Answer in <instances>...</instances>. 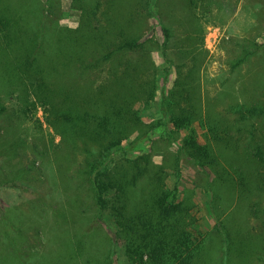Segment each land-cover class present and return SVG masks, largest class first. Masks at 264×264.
I'll list each match as a JSON object with an SVG mask.
<instances>
[{"label":"rangeland","instance_id":"rangeland-1","mask_svg":"<svg viewBox=\"0 0 264 264\" xmlns=\"http://www.w3.org/2000/svg\"><path fill=\"white\" fill-rule=\"evenodd\" d=\"M12 1L26 31L28 18L46 23L48 30L76 28L81 21L71 0ZM181 1L155 0L156 13L175 35L167 50L174 65L165 74L168 64L160 50H153L155 96L138 105L145 125L115 157L149 154L157 165L152 176L140 179L133 205L157 191L153 170L163 167L166 187L177 185L180 199L191 206L205 264H264V167L255 156L257 146L264 145V117L239 120L237 113L239 106L264 105V0H219L196 11ZM144 33L163 41L156 18H148ZM187 42L196 47L193 76L203 113L179 128L171 120L177 109L165 107L164 100L173 98L177 79L194 63L188 57L180 66L175 46L187 53ZM17 50L0 49V264H129L112 216L99 212L91 183L79 171L82 154L47 123L48 113L40 103L34 105L32 91L6 81ZM211 126L228 128L237 149L216 142ZM191 130L200 144L211 145L219 165L199 164L182 148ZM218 172L235 181L246 176L247 188L235 191L229 180L222 184Z\"/></svg>","mask_w":264,"mask_h":264},{"label":"trees","instance_id":"trees-1","mask_svg":"<svg viewBox=\"0 0 264 264\" xmlns=\"http://www.w3.org/2000/svg\"><path fill=\"white\" fill-rule=\"evenodd\" d=\"M214 1L219 0L181 2L196 11ZM12 2L0 0V49L8 54L18 48L13 73L6 81L32 91L34 105L40 103L48 113L47 123L62 132L72 151L82 154L79 171L91 183L99 212L112 216L115 236L122 240L129 264H205V246L192 230L195 219L191 206L180 199L177 185L166 187L163 167L153 170L157 191L147 202L133 205L140 179L152 176L157 165L149 154L122 161L115 157L124 142L145 125L138 105L155 96L153 50H160L167 62L165 74L174 65L167 50L175 35L156 13L155 0H71L81 12L76 28L48 30L46 23L36 24L28 18L27 31L21 25L24 17L15 12ZM30 12L35 17L32 8ZM150 17L159 20L161 43L145 37ZM195 24L198 27V22ZM187 44V53L182 45L175 46L182 67L188 57L195 59L196 47ZM256 51L245 53L236 67ZM195 61L186 75L177 79V88L171 91L173 98L164 100L165 107L177 109L171 120L179 128L191 126L203 113L198 110L203 103L196 95ZM177 95L181 100L174 99ZM237 113L239 120L264 117V105L239 106ZM217 128L210 127L215 141L236 150L237 142L228 128ZM182 148L199 164H220L211 145L196 140L194 130ZM255 156L264 167V145L257 146ZM261 175L264 185V172ZM217 177L222 184L229 180L235 191L247 188L246 176L235 181L233 176L227 179L218 172Z\"/></svg>","mask_w":264,"mask_h":264}]
</instances>
